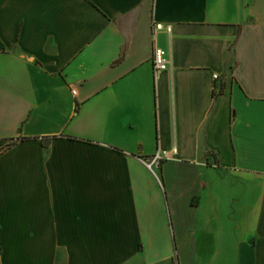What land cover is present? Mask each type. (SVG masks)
<instances>
[{
    "label": "crops",
    "instance_id": "obj_1",
    "mask_svg": "<svg viewBox=\"0 0 264 264\" xmlns=\"http://www.w3.org/2000/svg\"><path fill=\"white\" fill-rule=\"evenodd\" d=\"M0 247L264 264V0H0Z\"/></svg>",
    "mask_w": 264,
    "mask_h": 264
},
{
    "label": "built area",
    "instance_id": "obj_2",
    "mask_svg": "<svg viewBox=\"0 0 264 264\" xmlns=\"http://www.w3.org/2000/svg\"><path fill=\"white\" fill-rule=\"evenodd\" d=\"M172 31L171 24H164L160 22L153 21L151 23V33L153 39V53H152V65L155 75L166 71L170 68V57L166 55V52L155 45L156 34L164 32L168 35ZM217 76H215L216 78ZM75 92L73 91V94ZM176 154V148L174 147L171 151H158L153 156L142 159L144 165L150 170L153 171L154 168L160 166L163 160L171 159L173 155Z\"/></svg>",
    "mask_w": 264,
    "mask_h": 264
},
{
    "label": "trees",
    "instance_id": "obj_3",
    "mask_svg": "<svg viewBox=\"0 0 264 264\" xmlns=\"http://www.w3.org/2000/svg\"><path fill=\"white\" fill-rule=\"evenodd\" d=\"M22 140H27V138H21ZM0 255H1V247H0ZM1 264V262H0Z\"/></svg>",
    "mask_w": 264,
    "mask_h": 264
}]
</instances>
